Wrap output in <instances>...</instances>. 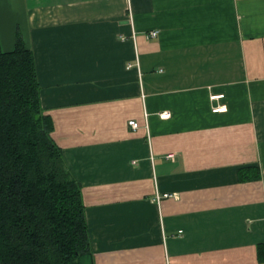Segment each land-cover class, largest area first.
Returning <instances> with one entry per match:
<instances>
[{
    "label": "crops",
    "instance_id": "obj_1",
    "mask_svg": "<svg viewBox=\"0 0 264 264\" xmlns=\"http://www.w3.org/2000/svg\"><path fill=\"white\" fill-rule=\"evenodd\" d=\"M17 35L93 264H264V0H0Z\"/></svg>",
    "mask_w": 264,
    "mask_h": 264
},
{
    "label": "trees",
    "instance_id": "obj_2",
    "mask_svg": "<svg viewBox=\"0 0 264 264\" xmlns=\"http://www.w3.org/2000/svg\"><path fill=\"white\" fill-rule=\"evenodd\" d=\"M40 90L22 38L10 51L0 43V264H93L81 186L51 136ZM256 178L238 173L240 182Z\"/></svg>",
    "mask_w": 264,
    "mask_h": 264
},
{
    "label": "built area",
    "instance_id": "obj_3",
    "mask_svg": "<svg viewBox=\"0 0 264 264\" xmlns=\"http://www.w3.org/2000/svg\"><path fill=\"white\" fill-rule=\"evenodd\" d=\"M221 109H223V108H215L214 109V111H219V110H221ZM169 116V114L168 113H162V114H160V119H164V118H167ZM128 125L129 126H131L132 128H137V123L135 122V121H129L128 122ZM168 157H172V156H168ZM161 196H164V197H166L167 196V194H163V195H161ZM159 198H160V196L157 198L158 200H159Z\"/></svg>",
    "mask_w": 264,
    "mask_h": 264
},
{
    "label": "bare ground",
    "instance_id": "obj_4",
    "mask_svg": "<svg viewBox=\"0 0 264 264\" xmlns=\"http://www.w3.org/2000/svg\"><path fill=\"white\" fill-rule=\"evenodd\" d=\"M149 35H150V37H155L157 35V32L156 31H152V32L149 33ZM222 97H223V95H213V96L210 97V99L211 100H219ZM215 108H223V107L222 106H216V107L212 108L213 112H221L222 109L219 110V111H214Z\"/></svg>",
    "mask_w": 264,
    "mask_h": 264
},
{
    "label": "rangeland",
    "instance_id": "obj_5",
    "mask_svg": "<svg viewBox=\"0 0 264 264\" xmlns=\"http://www.w3.org/2000/svg\"><path fill=\"white\" fill-rule=\"evenodd\" d=\"M165 113V112H164Z\"/></svg>",
    "mask_w": 264,
    "mask_h": 264
}]
</instances>
